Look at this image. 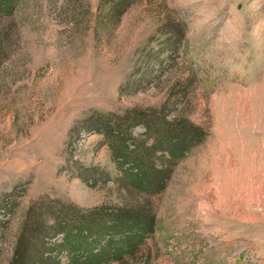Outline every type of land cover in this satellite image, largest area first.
Returning <instances> with one entry per match:
<instances>
[{
    "label": "rangeland",
    "instance_id": "1",
    "mask_svg": "<svg viewBox=\"0 0 264 264\" xmlns=\"http://www.w3.org/2000/svg\"><path fill=\"white\" fill-rule=\"evenodd\" d=\"M14 4L0 18V264H34L32 250L66 264L57 222L138 206L152 234L108 264H264V0H134L106 25L100 0ZM164 107L200 138L148 196L116 179L90 124Z\"/></svg>",
    "mask_w": 264,
    "mask_h": 264
},
{
    "label": "trees",
    "instance_id": "2",
    "mask_svg": "<svg viewBox=\"0 0 264 264\" xmlns=\"http://www.w3.org/2000/svg\"><path fill=\"white\" fill-rule=\"evenodd\" d=\"M133 2L100 0L104 25L117 23ZM14 5V0H0V18L12 15ZM168 108L164 107L154 112V115L136 111L123 117L99 115L90 124L91 129L110 139V147L121 174L116 179L125 187L144 195L153 196L164 189L169 177L167 161L179 160L190 149V145L200 138V128L189 123L186 118L181 119V114L169 120L166 117ZM155 120H158V125L151 124ZM139 124L147 130L149 141L139 142L140 139L132 136L134 126ZM157 159H161L162 164H156ZM150 213L145 206H138L134 210H111L100 219L96 218L102 214H84L75 224L57 222L53 226L54 233H61L63 240L62 244H57V248L60 246L59 251L64 250L68 254L66 264H108L121 260L133 254L152 234L154 218ZM32 252L29 256L33 257L31 260L34 264L49 259L45 251L38 253V256Z\"/></svg>",
    "mask_w": 264,
    "mask_h": 264
}]
</instances>
